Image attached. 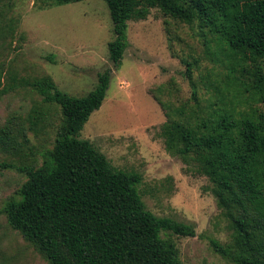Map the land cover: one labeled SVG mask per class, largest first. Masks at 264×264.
Masks as SVG:
<instances>
[{"label":"trees","instance_id":"obj_1","mask_svg":"<svg viewBox=\"0 0 264 264\" xmlns=\"http://www.w3.org/2000/svg\"><path fill=\"white\" fill-rule=\"evenodd\" d=\"M42 1L60 5L81 0ZM105 1L114 24L109 55L116 67L128 46V21L145 19L150 7H159L221 39L238 64L250 62L259 84L253 99L264 101V0ZM15 25L10 19L0 31L13 32ZM109 83L107 70L93 90L72 96L48 75L19 81L15 74L0 72V97L26 85L44 103L59 107L56 140L45 151L44 163L18 167L27 180L6 202L8 222L49 264H183L175 242L162 238L161 231L195 235L194 225L152 213L136 186L141 175L116 169L89 140L79 137L102 106ZM193 100L188 111L182 106L168 114L162 126L167 149L212 183L233 231L229 245L212 241L216 251L234 264H264V113L241 109L222 90L208 104L195 90ZM19 119L11 116L0 127V150L23 151L31 144L28 130L37 134L45 126L37 107L28 126Z\"/></svg>","mask_w":264,"mask_h":264},{"label":"rangeland","instance_id":"obj_2","mask_svg":"<svg viewBox=\"0 0 264 264\" xmlns=\"http://www.w3.org/2000/svg\"><path fill=\"white\" fill-rule=\"evenodd\" d=\"M10 19L16 24L14 31H0V72L15 74L19 81L48 75L64 92L83 96L108 70L106 98L79 137L89 140L116 169L141 175L136 186L152 213L194 225L195 235L161 231L162 238L175 242L183 264H234L212 244L214 240L229 245L233 231L211 181L167 149L162 126L168 114L182 106L190 109L195 90L203 104L222 90L235 97L241 109L264 113V101L253 99L259 84L251 63L238 64L221 39L159 7H150L145 19L128 21V46L118 67L109 55L115 35L105 0L60 5L0 0V26ZM34 107L42 111L44 128L37 134L28 130L31 144L23 151L0 150V163L10 165L0 166V264H49L10 226L5 212L6 202L27 180L18 167L41 166L45 151L53 148L59 107L44 103L26 85L0 97V127L11 116L28 126Z\"/></svg>","mask_w":264,"mask_h":264}]
</instances>
